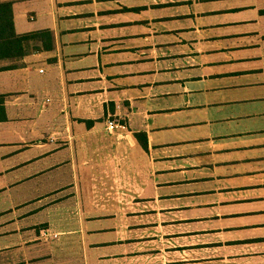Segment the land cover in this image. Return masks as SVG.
<instances>
[{
    "label": "crops",
    "instance_id": "crops-1",
    "mask_svg": "<svg viewBox=\"0 0 264 264\" xmlns=\"http://www.w3.org/2000/svg\"><path fill=\"white\" fill-rule=\"evenodd\" d=\"M2 4L0 264L264 254V0Z\"/></svg>",
    "mask_w": 264,
    "mask_h": 264
},
{
    "label": "trees",
    "instance_id": "trees-1",
    "mask_svg": "<svg viewBox=\"0 0 264 264\" xmlns=\"http://www.w3.org/2000/svg\"><path fill=\"white\" fill-rule=\"evenodd\" d=\"M40 34H16L10 4L0 5V58H20L27 54L26 45Z\"/></svg>",
    "mask_w": 264,
    "mask_h": 264
},
{
    "label": "rangeland",
    "instance_id": "rangeland-1",
    "mask_svg": "<svg viewBox=\"0 0 264 264\" xmlns=\"http://www.w3.org/2000/svg\"><path fill=\"white\" fill-rule=\"evenodd\" d=\"M257 250L236 249L231 252L228 249L206 250L205 260L200 264H264V254Z\"/></svg>",
    "mask_w": 264,
    "mask_h": 264
},
{
    "label": "built area",
    "instance_id": "built-area-1",
    "mask_svg": "<svg viewBox=\"0 0 264 264\" xmlns=\"http://www.w3.org/2000/svg\"><path fill=\"white\" fill-rule=\"evenodd\" d=\"M121 126H119L118 124H116L115 122H112V121H110L109 123H108V130L109 131H115L116 129H118V128H120ZM121 128H123V127H121Z\"/></svg>",
    "mask_w": 264,
    "mask_h": 264
}]
</instances>
